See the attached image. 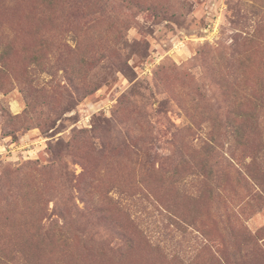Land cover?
I'll return each instance as SVG.
<instances>
[{
  "label": "rangeland",
  "instance_id": "1",
  "mask_svg": "<svg viewBox=\"0 0 264 264\" xmlns=\"http://www.w3.org/2000/svg\"><path fill=\"white\" fill-rule=\"evenodd\" d=\"M0 264H264V0H0Z\"/></svg>",
  "mask_w": 264,
  "mask_h": 264
},
{
  "label": "trees",
  "instance_id": "2",
  "mask_svg": "<svg viewBox=\"0 0 264 264\" xmlns=\"http://www.w3.org/2000/svg\"><path fill=\"white\" fill-rule=\"evenodd\" d=\"M63 49H67L68 46L63 43L62 44ZM59 150V149H58ZM115 204V201H112L111 199H108V202H106V204H104L103 206L100 207L99 212H100V219L103 221H108L109 220V215H110V208L109 205ZM44 235L41 238L42 241H50V234L49 231L47 230V232H42ZM49 234V235H48Z\"/></svg>",
  "mask_w": 264,
  "mask_h": 264
}]
</instances>
